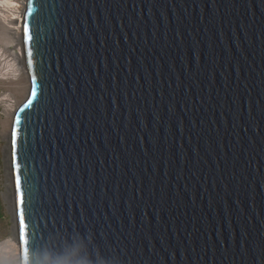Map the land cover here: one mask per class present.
I'll return each mask as SVG.
<instances>
[{"label": "water", "instance_id": "1", "mask_svg": "<svg viewBox=\"0 0 264 264\" xmlns=\"http://www.w3.org/2000/svg\"><path fill=\"white\" fill-rule=\"evenodd\" d=\"M24 45L22 264H264V0H27Z\"/></svg>", "mask_w": 264, "mask_h": 264}, {"label": "bare ground", "instance_id": "2", "mask_svg": "<svg viewBox=\"0 0 264 264\" xmlns=\"http://www.w3.org/2000/svg\"><path fill=\"white\" fill-rule=\"evenodd\" d=\"M27 0H0V133L8 142L6 152V202L16 214L13 176V131L18 109L29 95L31 82L24 45ZM16 220V219H15ZM15 238L0 244V264H22L21 240L15 226Z\"/></svg>", "mask_w": 264, "mask_h": 264}, {"label": "rangeland", "instance_id": "3", "mask_svg": "<svg viewBox=\"0 0 264 264\" xmlns=\"http://www.w3.org/2000/svg\"><path fill=\"white\" fill-rule=\"evenodd\" d=\"M27 99V98H26ZM25 99V100H26ZM3 111L0 109V116ZM6 142L0 133V244L9 239L15 238V215L12 214V209L6 202L5 194L7 193V163H6ZM14 191V189L12 188Z\"/></svg>", "mask_w": 264, "mask_h": 264}, {"label": "snow or ice", "instance_id": "4", "mask_svg": "<svg viewBox=\"0 0 264 264\" xmlns=\"http://www.w3.org/2000/svg\"><path fill=\"white\" fill-rule=\"evenodd\" d=\"M23 201H24V198H23V196L21 195V197H20V203L23 204ZM25 244H27V240H26V239H25Z\"/></svg>", "mask_w": 264, "mask_h": 264}]
</instances>
